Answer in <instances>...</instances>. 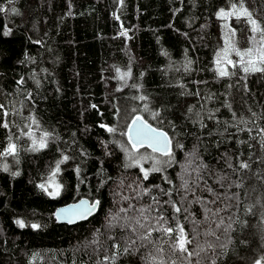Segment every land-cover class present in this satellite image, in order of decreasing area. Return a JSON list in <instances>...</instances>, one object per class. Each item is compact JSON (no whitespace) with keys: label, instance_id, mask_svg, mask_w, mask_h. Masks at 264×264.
<instances>
[{"label":"trees","instance_id":"1","mask_svg":"<svg viewBox=\"0 0 264 264\" xmlns=\"http://www.w3.org/2000/svg\"><path fill=\"white\" fill-rule=\"evenodd\" d=\"M246 3L264 23V0ZM0 4L18 10L0 12V103L9 113L0 115L9 121L8 129L0 128V150L9 135L20 148L15 160L0 157V264H31L37 252L44 259L36 264H153L152 257L155 264H264V73L230 67L236 75L220 78L214 72L228 33L215 13L227 0ZM228 23L237 29V46H251L243 20ZM115 67L131 69L126 83L115 78ZM139 96L147 100L134 99ZM135 115L172 140L173 162L147 180L140 167H125L131 161L121 133ZM30 117L39 122L38 129L31 125L37 137L45 130L54 137L39 152L28 151L31 140L21 135ZM63 155L70 157L57 176L63 188L52 198L37 185ZM84 197L101 201L88 219H56L59 206ZM161 214L165 227H184L193 256L173 253L162 231L142 239L159 227ZM125 223L136 232L121 227ZM94 239L98 243L91 244ZM132 240L134 254L124 253ZM113 252L114 262L103 260Z\"/></svg>","mask_w":264,"mask_h":264},{"label":"snow or ice","instance_id":"2","mask_svg":"<svg viewBox=\"0 0 264 264\" xmlns=\"http://www.w3.org/2000/svg\"><path fill=\"white\" fill-rule=\"evenodd\" d=\"M6 4L11 5L13 0H5ZM119 4L123 6V0H119ZM69 8H71V0H69ZM10 11L12 13H18V10L15 7L6 8L4 4H0V12ZM216 17L220 20L225 21L223 27L228 30V33L225 35L224 47L221 48L215 56L214 64L215 68L213 69L216 75L220 78L230 77L236 75V72L229 71V68L237 69L239 68L243 73H255L260 72L264 73V23L258 19L253 11L249 9L247 6L246 0H227V7H220L216 13ZM117 20L120 19L119 16H115ZM231 18H235L237 21L243 20V22L248 26V31L251 33L247 37V40L251 46L241 49L237 46V42L233 39L236 36L237 29L232 27L228 21ZM11 32V29H8L3 32L4 36H8ZM120 35H127V31H122ZM34 43H39V41H34ZM235 54L238 57L237 60L232 59V54ZM167 55V52L163 53ZM191 61H188V65H191ZM115 78L126 83L127 78H130L132 75L131 69L129 68L126 71H122L119 67H115ZM18 84H23L24 80L21 79L17 82ZM133 87H137V85H133ZM183 87V85H181ZM119 90V89H117ZM197 95L199 93H196ZM134 99L147 100L146 96L134 97ZM95 108V105H92ZM145 111H148V106L145 105ZM135 111V109H133ZM0 115L3 117H7L9 113L5 110L4 104L0 103ZM153 119L159 117L160 113L158 111L151 112ZM235 115V114H234ZM31 124L27 126L26 131H22L21 135L27 136L31 140V147L27 149L32 152H39L49 146V140L53 137V134L49 131H42L39 137H37L36 132L33 130L31 125H36L37 129L39 128V122L34 118L30 117ZM101 128H104L109 133H115L117 129L115 127H109L107 125L101 124ZM0 128L8 129L9 121L2 120L0 121ZM126 132L121 133L122 135L127 136L128 144L131 145V150L129 148L122 145L123 150L127 154V158L131 163L126 164L125 167H133L140 166V170L143 173V179L147 180L149 176V171L151 172H161V164L170 165L174 160V154L172 152V140L170 139L167 132L163 131L161 128L154 127L152 124L148 123L147 120L144 119L143 116L135 115L130 124L126 125ZM249 131H251L249 129ZM261 133H264V129L260 130ZM7 143L2 146V150H0V157L7 158L13 157L15 160L18 157V153L20 148L17 142L13 141V136L9 135L7 137ZM262 144H264V139H262ZM180 147V145H177ZM147 147L151 149L152 153H159L161 157H167V160H161L154 155L148 154H139L140 149ZM70 157L68 155H63L61 159L55 161V166L51 169L50 173L47 176V179L38 184L37 186L46 193L49 197L56 198L61 195V190L63 185L58 182L57 176L61 172V165L65 164ZM153 160L154 163L150 170L144 169L142 161L145 160ZM242 168H248L249 165L247 163H242L240 165ZM3 170L7 172L9 170V166L7 163L3 164ZM75 171L79 174L80 169L76 168ZM13 175H19L18 172L13 173ZM185 188L188 187L187 182L183 185ZM149 191V189H145V192ZM127 199V197H125ZM158 203V201H157ZM167 203V202H165ZM101 206V201L98 199H93L91 201L81 199L78 203H74L68 205L66 207H62L58 209L54 216L57 220H65L68 223H74L76 220H85L89 216L93 215L97 209ZM131 207V205H130ZM121 212H126L127 209L121 208ZM143 209H141V214L143 215ZM175 212H180L179 207H175ZM117 216H112L108 222V227H112V221L117 219ZM145 220L148 217H144ZM163 222V223H161ZM15 223L21 227H26L25 222L21 219H17ZM136 223L141 227H146L144 224H141L139 220ZM157 224L159 227L149 228L146 236L142 237V239H147L152 231H162L164 235L171 238L172 243L170 244V248L173 253H181L185 254L186 257L193 256V252L189 250V245L192 243L187 236V233L184 230L182 225L177 224L176 228L171 226L165 227L164 224H167L166 218L161 214L159 219L157 220ZM219 227V225H217ZM31 228L39 229L41 227L40 224H31ZM121 227L130 228L133 233L136 232V228L127 223L122 224ZM99 232V229H97ZM91 244H96L98 241L96 239L90 242ZM136 241L132 240L130 243H127L123 248L124 253L134 254L133 246ZM87 246V245H86ZM112 247L114 249H119L120 244H113ZM211 247V245H209ZM158 251H163V249H158ZM203 251V249L201 250ZM199 255V253H196ZM43 261V257L37 252L33 253L31 257V264H36L37 260ZM153 264H155L156 258H151ZM104 261H115L116 260V252H113L111 256L105 255L103 257ZM75 264V262H73ZM160 264H164L163 261ZM215 264V262H213ZM255 264H262L261 259H257Z\"/></svg>","mask_w":264,"mask_h":264},{"label":"rangeland","instance_id":"3","mask_svg":"<svg viewBox=\"0 0 264 264\" xmlns=\"http://www.w3.org/2000/svg\"><path fill=\"white\" fill-rule=\"evenodd\" d=\"M125 146L127 147V148H129V150H131V145L130 144H125ZM139 154H144V155H148V154H151V155H154V156H156L157 158H159V159H161V160H165V157H161V155L159 154V153H152L151 152V149H147V148H141L140 149V153H138L137 155H139ZM126 156H127V154H126ZM153 163H154V161L153 160H151V159H149V160H145V161H142V164H143V167H144V169H148V170H150L151 168H152V165H153ZM138 166V165H137ZM161 166V168L164 166V164H161L160 165ZM138 167H140V166H138ZM151 171H149V173H150ZM57 180H58V178H57ZM263 264V263H262Z\"/></svg>","mask_w":264,"mask_h":264},{"label":"water","instance_id":"4","mask_svg":"<svg viewBox=\"0 0 264 264\" xmlns=\"http://www.w3.org/2000/svg\"><path fill=\"white\" fill-rule=\"evenodd\" d=\"M145 119V118H144ZM146 120V119H145ZM148 123H150V122H148ZM151 124V123H150ZM154 126V125H153ZM155 127V126H154ZM163 130V129H162ZM164 131V130H163ZM166 132V131H165ZM169 135V134H168ZM170 137V136H169ZM170 139H171V137H170ZM81 199H84V200H89V201H91L89 198H86V197H84V198H81ZM81 199H79V200H81ZM79 200H77V201H75V202H71V203H68V204H64V205H61V206H59L57 209H56V211L58 210V209H60V208H62V207H66V206H68V205H71V204H74V203H78L79 202ZM98 210V209H97ZM55 211V212H56ZM90 217V216H89ZM88 217V218H89ZM87 218V219H88ZM86 220V219H85ZM59 222H64V223H68L67 221H65V220H58ZM79 221H82V220H76L74 223H76V222H79ZM69 224H73V223H69Z\"/></svg>","mask_w":264,"mask_h":264}]
</instances>
